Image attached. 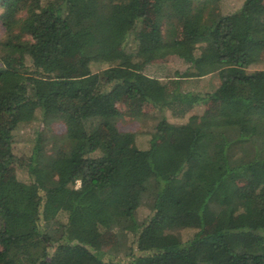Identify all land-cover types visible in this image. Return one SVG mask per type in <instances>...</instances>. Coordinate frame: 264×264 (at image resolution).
Instances as JSON below:
<instances>
[{
    "label": "trees",
    "instance_id": "1",
    "mask_svg": "<svg viewBox=\"0 0 264 264\" xmlns=\"http://www.w3.org/2000/svg\"><path fill=\"white\" fill-rule=\"evenodd\" d=\"M219 1L0 0V264H264V0ZM123 100L156 110L143 140Z\"/></svg>",
    "mask_w": 264,
    "mask_h": 264
},
{
    "label": "rangeland",
    "instance_id": "2",
    "mask_svg": "<svg viewBox=\"0 0 264 264\" xmlns=\"http://www.w3.org/2000/svg\"><path fill=\"white\" fill-rule=\"evenodd\" d=\"M241 0H220L218 3V8L221 13H227L230 11H233L238 8L240 5ZM181 24L178 23L177 25V32L178 34H181ZM4 28L0 23V38L4 35ZM107 64H96L93 63L89 66L90 71H98L106 67ZM187 64L180 58H177L175 56H168L165 59L161 61H157L153 64H150L145 68V73L149 75L158 76L160 78H173L175 76V71H183L186 68ZM69 70L74 74H80L83 72L81 68L77 66V63L75 60H69L68 63ZM255 69H264V50L261 53V61L253 64L249 67V70H255ZM218 84V78L216 75H206L204 77L198 78V79H188L185 80L182 83V88L186 90H201V91H212ZM217 103L214 104V102L210 101L205 105H199L195 106L192 109H190L183 117H177L173 116L169 111H167L165 114L167 116V120L172 123H182L186 122L190 119H197L205 110L209 113H213L217 111L216 107ZM119 110L122 113V116L118 122V128L121 131L125 132H142L141 135H139L138 139L143 140L144 137L147 135H144L145 132H149L153 125H154V116H156V110L148 105L145 104L139 100L135 101H125L123 100L121 103L117 105ZM53 131L57 134H61L64 131V126L62 123H53L52 124ZM27 134L30 135V131H26ZM18 147H21L20 149H17L16 153L20 157H26L27 155V149L24 146V143L21 142L18 144ZM21 176L20 170H17L14 167H10L7 177L10 178L12 176ZM78 183L76 184V186ZM134 195V194H133ZM144 213V209L142 207L139 208L138 214L142 215ZM223 226V222L217 221L212 226L209 227V231L215 230L217 228H220ZM207 231V230H206ZM190 231L186 232L184 234V238H186L188 235H190ZM186 236V237H185ZM114 241L113 234L112 233H106L103 236V248L106 249L108 246Z\"/></svg>",
    "mask_w": 264,
    "mask_h": 264
}]
</instances>
